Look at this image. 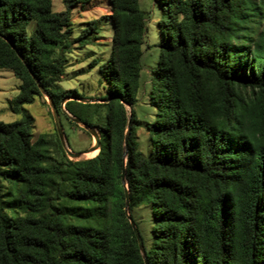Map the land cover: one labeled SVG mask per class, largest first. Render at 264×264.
<instances>
[{"label": "trees", "instance_id": "trees-1", "mask_svg": "<svg viewBox=\"0 0 264 264\" xmlns=\"http://www.w3.org/2000/svg\"><path fill=\"white\" fill-rule=\"evenodd\" d=\"M75 1L0 0V68L20 80L9 107L22 113L0 121V264H145L120 181L128 118L127 211L147 264H264V0H153L146 151L134 104L147 26L138 0H109L104 101L63 104L98 126L97 153L78 159L57 134L32 141L23 107L41 95L27 66L59 111L76 94L58 83L84 36H71Z\"/></svg>", "mask_w": 264, "mask_h": 264}, {"label": "rangeland", "instance_id": "rangeland-1", "mask_svg": "<svg viewBox=\"0 0 264 264\" xmlns=\"http://www.w3.org/2000/svg\"><path fill=\"white\" fill-rule=\"evenodd\" d=\"M138 3L143 10L147 32L141 45L140 82L138 97L134 104V111L138 119L135 139L138 147L142 151H146L147 132L144 125L152 118L153 109L148 103L145 93L149 85L150 69L154 66L157 58L158 46L156 43L160 36L156 20L159 16V9L153 0H138ZM64 8L63 0H52L53 10ZM110 13L109 0H79L72 3L70 8L71 36L76 37L81 34L84 36L82 41L73 42L70 45V51L66 53L67 64L58 83L62 88L73 90L76 94L71 93L62 97L60 108H64L63 104L68 99L81 102L104 101L103 95L107 82L101 76L99 67L109 56L111 50ZM32 26L33 23L30 22L27 29L31 30ZM19 83L20 80L10 69L0 68V121L10 122L22 117L21 112H14L9 107V99L17 94ZM40 93L41 95L34 96L32 102L23 104V107L34 118L31 127L32 141L39 135L54 139L57 134L47 96ZM62 108L61 111L58 110V114L67 146L72 151L85 150L93 143V136L81 124L73 121L70 113ZM127 109L130 110L128 105ZM92 125L98 130L96 124L92 123ZM97 151L98 149L92 155H87L85 152L79 158L93 156ZM137 214L144 215L142 212Z\"/></svg>", "mask_w": 264, "mask_h": 264}, {"label": "water", "instance_id": "water-1", "mask_svg": "<svg viewBox=\"0 0 264 264\" xmlns=\"http://www.w3.org/2000/svg\"><path fill=\"white\" fill-rule=\"evenodd\" d=\"M11 46L13 47V45H11ZM16 53H17V51H16ZM17 54H18L19 58L22 60L23 59L22 56L19 53H17ZM27 69L29 71V74L31 75V77L35 81L39 91L44 93L47 96V100H48V103H49L50 108H51V112H52V116H53V120H54V124H55V128H56V132H57L58 138L60 140V143H61V145L63 147V150L66 153V155L68 157H70V158L78 159L82 155L83 152L91 151V150H93L95 148L98 149L99 148V144H100V142H99V131L95 128L94 125L88 123L87 121L82 120L81 118H79L77 116H73L72 114H70L71 119L73 121L81 124L93 136L94 141L88 148H86L85 150H82V151H72L71 149H69V147L67 146V144L65 142L64 136H63L62 126H61V123H60V120H59L58 109H57L54 101L52 100L50 95L47 93L45 88L42 86V84L40 83V81H39L38 77L35 75V73L28 66H27ZM62 109H65V108H62ZM129 126H130V120L128 118L127 124H126V129H125L124 136H123V150H122L123 164H122L121 170H120V181L123 184V188H124V209H125V214H126L128 220H129V223H130V225H131V227H132V229L134 231V234H135V237H136V240H137V244H138L139 250H140V252L142 254L144 263L147 264V261H146V258H145V254H144V247H143L142 238H141V236L139 234V231H138L137 227L135 226V223H134L133 219L131 218V216L129 215V213L127 211L128 190H127V184H126V180H125L124 161H125V154H126V146H127V138H128Z\"/></svg>", "mask_w": 264, "mask_h": 264}, {"label": "bare ground", "instance_id": "bare-ground-1", "mask_svg": "<svg viewBox=\"0 0 264 264\" xmlns=\"http://www.w3.org/2000/svg\"><path fill=\"white\" fill-rule=\"evenodd\" d=\"M95 150H96V148L93 149V150H91V151H87L86 153H85V152H83V153H85V154H87V155H92L93 153H95ZM83 153H82V154H83Z\"/></svg>", "mask_w": 264, "mask_h": 264}]
</instances>
